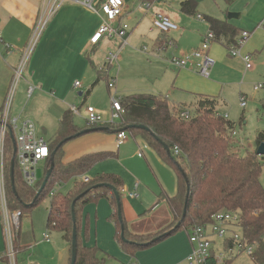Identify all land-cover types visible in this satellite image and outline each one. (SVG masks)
<instances>
[{"label": "crops", "instance_id": "crops-1", "mask_svg": "<svg viewBox=\"0 0 264 264\" xmlns=\"http://www.w3.org/2000/svg\"><path fill=\"white\" fill-rule=\"evenodd\" d=\"M46 1L48 0H0V106L4 101L13 70L40 23L42 7ZM103 1L105 0H94V5L98 6ZM140 1L142 0H122L124 14L121 20L131 26L125 37L126 47L129 43H147L152 51L155 49L159 52L166 49L167 43L174 45L194 43L196 49L209 31L206 17L227 21L239 30V34L241 31L250 33L240 49V57H231L227 48L220 43H213L210 46L208 56L212 59L213 66L208 77L200 75L193 64L185 69H178L168 61L166 69H163L167 82L172 81L168 93L145 92L155 95L165 93L171 104L185 111L188 105L193 107L197 97H216L217 112L231 121L228 110L230 93L238 94L241 107V96H245L246 101L250 98V95L243 90L250 87L252 81L255 83L254 79L264 81V0H236L230 6H226L223 0H195L197 6L192 15L183 13L180 9L181 3L185 0H149L152 7L147 14L134 10ZM154 12L168 16L177 25L178 30L161 34L154 29L152 25ZM198 16H201V19ZM102 19L101 14L89 11L76 0H69L59 7L41 32L28 60L26 71L15 89L10 112L11 117L17 119L19 127L25 122L33 124L37 139L51 141V139L46 141L38 134L53 133L54 136L64 111L76 107L75 95L82 96L84 93L81 90L94 79L87 89V94L99 83L95 84L94 69H100L105 63L94 65L91 55L106 39L100 40L95 45H91L90 39L98 30ZM168 39L170 42L167 41ZM143 48H140L141 51ZM145 54L152 56L148 54V49ZM244 55L251 58L252 68H245L241 58ZM152 61H155L154 65H162L160 64L162 60ZM168 66L176 71L167 69ZM110 67L109 76L115 80L116 92V89L119 91L118 84L123 80L124 75L121 74L120 67ZM76 81L81 84L79 88H74ZM30 88L32 91L29 94ZM107 93L110 96L108 89ZM260 97L263 100V94ZM186 99L193 100L185 104ZM245 107L241 108L245 109ZM243 115L241 112L237 123L231 121L235 124L234 133L242 148L256 152L257 134L254 143L248 146L244 145L243 137H240V129L244 125ZM78 116L84 119V116ZM86 126L82 127V130L91 128ZM116 134L97 130L68 141L62 149L61 163L65 165L90 154H111L112 156L93 167L102 165L97 170L96 177L113 174L122 180L121 213L128 230L135 234H148L158 230L160 227L157 228L156 225L159 223H164L166 227L173 221L168 199L173 198L177 193L175 172L140 137H133V142L128 139L118 145ZM40 165L43 166L44 163ZM38 171H43L42 167L38 168ZM87 175L88 173L85 176L91 179ZM75 180L78 179L72 178L65 184L59 185L56 193L61 194V189L70 192ZM260 181L264 187L263 181L261 179ZM140 189L143 191L141 195L144 199L137 203L140 199ZM66 192L61 195H65ZM132 192L136 194L135 197L130 196ZM147 195L150 196L148 202L145 200ZM149 205L151 206L147 208ZM111 213L112 209L107 199L86 205L82 212V222L86 221L90 229L84 244L99 249L98 257L103 260V264H193L187 259L192 251V245L188 240V234L183 231L139 251L134 257L127 255L120 250L114 239V226L109 221ZM2 224L0 204V264H8ZM18 247L16 264L70 263L71 246L63 239L61 233L56 231L46 230L35 237L32 228L22 232L20 227ZM212 252L214 253L211 249ZM105 255L109 257L105 258ZM233 261L231 264H234ZM251 264L254 263L251 261Z\"/></svg>", "mask_w": 264, "mask_h": 264}, {"label": "trees", "instance_id": "trees-1", "mask_svg": "<svg viewBox=\"0 0 264 264\" xmlns=\"http://www.w3.org/2000/svg\"><path fill=\"white\" fill-rule=\"evenodd\" d=\"M235 1L223 0L226 6H230ZM196 6L195 0H185L181 3L180 9L183 13L192 15L195 13ZM205 19L208 22L209 31L214 34L215 43H220L227 49L236 45L239 30L235 26L225 20L212 17ZM110 70L111 67L107 63L98 70L94 69L95 84L105 79L109 92ZM120 103L123 109L120 121L115 124L93 126V128L107 127L118 130L127 126L143 125L149 129L150 132L131 127L126 132L132 138L140 137L176 174L177 193L173 198L168 199L174 221L172 226L156 234H135L128 230L122 217L125 225V240L121 239L117 201L112 191L105 185H111L120 192L122 180L113 174L97 176L94 179H88L87 182L79 178L85 176L95 164L112 155L90 154L65 165L61 163L64 144L77 138L75 135L82 130V127L74 123L73 115L75 114L70 108L64 111L58 121L56 133L51 141L47 142L50 154L55 151L54 169L39 196L37 191L51 166L50 157L43 165L41 177L33 186L25 183L15 160L14 193L9 174L10 163L14 158V136L13 134V137L11 136L10 131L7 133L4 142V165L6 201L9 211H20L21 223L23 217L31 216L33 209L54 189V186L63 185L72 178H77L70 192L65 195L55 193L51 197L46 221L47 230L61 233L63 239L71 246L73 229L71 203L77 196L91 189L77 201L75 206L77 228L75 264H103V260L98 257L99 249L84 244V240L88 238V224L86 221L82 222L84 207L100 199L109 201L112 209L109 221L114 224V239L120 249L129 256L134 257L139 251L178 232L183 231L189 234L194 227L210 224L212 215L215 213L225 211L238 214L239 220L234 228H240L242 241H245L246 245L252 249L249 255L251 261L254 264H264V187L260 181L264 156H257L255 152L248 150L241 151L240 141L233 134L235 124L217 112V98L197 97L193 105L194 112L188 119L180 118L179 113L184 109L174 106L167 97L162 95L130 94L120 97ZM154 137L168 146L171 156L167 155ZM255 142L257 145L264 142V131L257 133ZM174 149H177L178 153H174ZM186 200V216L180 226L172 230L181 219ZM230 230L233 229L230 228ZM168 231L171 232L168 233ZM19 235L20 225L13 240L15 257L19 250ZM225 244L228 249L234 245L231 238ZM215 258V253L212 252L207 264H218ZM233 259L229 257L222 261V264H231Z\"/></svg>", "mask_w": 264, "mask_h": 264}, {"label": "built area", "instance_id": "built-area-1", "mask_svg": "<svg viewBox=\"0 0 264 264\" xmlns=\"http://www.w3.org/2000/svg\"><path fill=\"white\" fill-rule=\"evenodd\" d=\"M66 1L69 0H48L44 3L42 10V17L40 23L32 35L29 43L23 50L22 56L14 68L12 73V78L7 87V91L4 97V101L0 106V204L2 212L3 221V231L6 241V256L8 264H16L15 252L13 249V240L15 233L17 232L20 225V211L15 210L10 212L6 201V191H5V165H4V142L7 133L10 131L14 136L15 143V160L21 170L24 181L27 185L33 186L37 180L40 178L38 176V165L45 163L50 157V152L48 148V143L43 139H37L35 137V129L33 124L29 122L23 123L21 127L18 126L17 119L12 118L10 115L12 101L14 97L15 89L22 78V75L26 69L28 60L34 50V47L43 31L45 25L49 19L57 12L59 7ZM89 11L95 14H101L103 19L98 30L90 39L91 45L99 43L100 40L106 39L108 41L121 40V44L118 47L120 51L127 43L125 37L128 32V25L126 22L122 21L121 18L124 14L123 2L122 0H105L94 5V0H76ZM152 3L149 0L140 1L134 10L139 11L141 14H147L151 10ZM201 19V16H198ZM152 25L154 29L159 31L161 34H167L173 31H177L178 27L174 24L171 19L160 13L154 12L152 14ZM1 35V34H0ZM250 33L247 31H241L236 45L228 48L227 51L231 57H240V49L245 44ZM214 42V34L211 31L205 35L202 40L201 45L192 50L190 54H187L179 59H172L170 62L178 69H185L189 65H195L198 69L200 75L203 77H208L210 70L213 66L212 59L208 56V51L210 46ZM10 48L9 45H7ZM117 52H109L105 63L110 66H117V61L119 54ZM144 53L147 52V48L142 49ZM245 63V68H252L251 58L248 55L241 57ZM81 86L80 82L76 81L74 83V88H79ZM108 87L110 89V111H109V121H104L102 115L96 111L95 108L91 106H86L84 110V120L89 127L103 125L106 123L115 124L120 121L123 109L120 103V97L115 92V80L111 78ZM254 92H261L263 94L264 100V81H258L252 85ZM32 89L28 90L30 94ZM241 107L246 105V97L241 96L240 98ZM75 115H80L79 109L76 107L70 108ZM180 118L188 119L191 114L188 111L182 110L179 113ZM235 135V133L233 132ZM127 132H119L116 134V143L118 145L126 142L128 140ZM174 153H178L177 149H174ZM141 155L140 152H138ZM42 172V171H41ZM84 182L88 181L86 176H80ZM137 186V185H136ZM135 186V187H136ZM56 191H51L49 195L54 196ZM131 197H135L136 194L132 192ZM239 216L235 212H225L220 211L212 215V222L204 226H198L191 229L188 234V240L192 245V251L188 256V261L193 264H207L208 259L211 255V245L214 237L224 238L229 235L232 242L237 246L238 253L241 254L246 251L248 255L251 254L252 249L248 247L245 241L238 242V236L230 228H234V225L238 223ZM238 242V243H237ZM237 243V244H236ZM232 249V248H231ZM231 249H229L231 251ZM218 264L220 263V258H215ZM223 261V260H222Z\"/></svg>", "mask_w": 264, "mask_h": 264}, {"label": "rangeland", "instance_id": "rangeland-1", "mask_svg": "<svg viewBox=\"0 0 264 264\" xmlns=\"http://www.w3.org/2000/svg\"><path fill=\"white\" fill-rule=\"evenodd\" d=\"M126 24L128 25L129 28L128 31H130L131 26H129V23ZM167 41L170 42V39H168ZM120 44H121V40H116L115 42L107 41V40L104 41L103 44L91 55V60H93L94 62L93 64L99 66L100 64L105 63V58L108 55L109 51L117 52L118 49L116 47L120 46ZM177 44L178 43H175V45L173 43H167L166 49L165 50L163 49L158 52L155 51V49L152 51L147 43H129L127 47L124 46L123 47L124 49L122 48L120 51H118L119 58L117 61V67L118 68L120 67L121 74H123L124 76H123V80L119 81L118 84L119 91H117L116 89L117 95L127 96L130 94H141L149 91L156 92V94L160 92L168 93V90L172 85V81L167 82L168 80L166 77V73L163 70L166 69V64L168 63V61H171L172 59H179L187 54H190L192 50L195 49V47L193 46L194 43H181L179 45ZM143 47H146L148 49V54L152 55L151 57L141 51L140 48ZM155 59L162 60V63H160L162 65H154L155 61L152 60ZM151 61L152 63H150ZM167 69L174 72L176 71L175 69L169 66ZM94 80L91 81L85 88L81 90V92L84 93L82 96L79 97L75 95L77 99L76 108H79L80 115L84 116L83 113L85 107L91 106L95 108L98 113H101L104 121H109L108 113L110 111L109 109L110 97L109 94L107 93L105 79L100 80L99 83L93 88V90L87 94V89L94 82ZM254 80L255 83L259 81V80L256 81V79ZM252 82L254 84V81ZM252 85L247 89L243 90V92H246L250 95V98L246 101L247 106L245 107V109H242L239 106V99L237 93L231 92L229 97L230 104L228 110L229 113L231 114L230 120L237 123L239 117L241 116V112H243L244 114L243 115L244 125L240 129L241 132L240 137H243V143L245 146L252 145L254 143L255 135L257 134V132L264 130V101L260 97L262 93L260 94L257 92L254 93L252 89ZM162 96L166 97L165 93L162 94ZM84 100L85 102H83ZM190 100L192 101L193 99ZM191 101H188L186 99L185 104H189V102ZM187 111L190 114H193L194 108L188 105ZM73 121L79 127L86 126L85 120L80 118L78 115H73ZM52 134L47 133V134H42V135L38 134V135L42 136L46 141H49L50 139H52L53 136ZM128 139L133 142V139L130 135L128 136ZM241 151L245 152V149L242 148ZM108 163H112V162H108ZM101 166L93 167L88 172L89 175L87 176L91 179L95 178L96 177L95 174L98 172L97 170ZM37 167L38 168L42 167V169L44 168V166H41L40 164ZM260 179L264 183V166L262 168V175ZM57 188L58 185L54 186L53 191H56ZM66 191L67 189L60 190L61 194H63ZM142 193L143 191L142 189H140L139 190L140 199L137 200V203H140L144 199L143 195H141ZM149 199L150 196L147 195L145 198L146 202H148ZM152 199L156 200L155 197H152ZM50 200H51V196L48 194L41 200L38 206L33 209L30 217L22 218L20 223L22 232L26 231L27 229L30 230L32 228L35 237H37L41 232H46L47 228L45 223L47 218V208L49 207ZM152 202L155 203V201ZM144 204L147 205V203ZM151 205H149L147 208H149ZM173 222L168 223L166 227L163 225L164 223H159L156 226L157 228L158 227L160 228L148 234H156L166 229L167 227L172 226L174 224ZM112 225L114 226L113 223ZM233 231L238 236V242H241L243 238L240 228L235 227L233 228ZM89 233H90V229H88V236ZM229 238H230L229 235L225 236L224 238H218V237L213 238L211 249L214 251L215 257L221 259L219 264H222V260L224 261L229 257L234 258L233 259L234 264H251V259L249 255L246 253V251L243 252L242 254H237L238 248L235 244L233 245L231 251L226 247L225 243L227 240H229ZM108 257H109L108 255H105V258Z\"/></svg>", "mask_w": 264, "mask_h": 264}, {"label": "water", "instance_id": "water-1", "mask_svg": "<svg viewBox=\"0 0 264 264\" xmlns=\"http://www.w3.org/2000/svg\"><path fill=\"white\" fill-rule=\"evenodd\" d=\"M79 95H81V93H79ZM131 127H137L139 129H142V130L150 132L149 129L146 128L143 125L127 126V127H124V128L118 129V130H110L107 127H101V128H89V129L81 130L80 132H78L75 135V137H78V136H80L82 134H85V133H88V132H91V131H97V130L98 131H105V132H113V133L116 134V133H119V132H126ZM10 134L12 136L11 132H10ZM154 138L163 147V149L166 151L167 155L171 156L170 149L168 148V146L165 145L162 141H160L157 137H154ZM15 151H16V149H15V143H14V155H15ZM255 153H256L257 156H264V142H262L259 145H257ZM54 155H55V151L50 154L51 166L47 170V172H46V174L44 176L42 184H41L40 188L37 191V196H39L41 194V192L45 188V185H46L49 177L51 176V174L53 172V169H54ZM14 158L12 159V161L10 163L9 174H10V179H11V183H12V188H13V191L15 193V188H14V164H15V159ZM38 176L41 177V172L40 171H38ZM105 187L110 189L112 191V193L114 194L115 198H116L117 205H118V219H119L120 226H121L120 236H121L122 240H125V225H124L123 220H122L120 192L117 191L111 185H105ZM94 188H96V187H94ZM90 190L91 189H88V191H86V192H89ZM86 192H84L81 195L77 196L71 203V219H72V222H73V229H72V242H71V257H70V263L69 264H75L76 256H77V228H76L75 206H76L77 201L80 198H82L86 194ZM188 194H189V185L187 183V196H188ZM186 210H187V200L185 201V204H184V209H183V213H182L181 219L178 221V223H176V225L173 227L172 230H175L176 228H178L180 226V224L182 223V221L184 220V218L186 216ZM169 232H171V231H168V233Z\"/></svg>", "mask_w": 264, "mask_h": 264}]
</instances>
